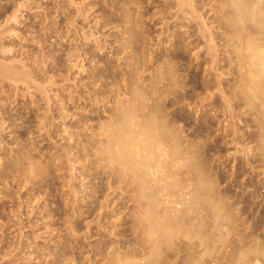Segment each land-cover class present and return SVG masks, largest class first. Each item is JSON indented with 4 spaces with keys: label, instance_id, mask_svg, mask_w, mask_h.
I'll return each mask as SVG.
<instances>
[{
    "label": "bare ground",
    "instance_id": "1",
    "mask_svg": "<svg viewBox=\"0 0 264 264\" xmlns=\"http://www.w3.org/2000/svg\"><path fill=\"white\" fill-rule=\"evenodd\" d=\"M26 1L27 0H0V92L3 91L5 87L7 89V87L13 85L14 83L17 84V82H19V81H20V84H22V85L19 84V86H21L20 88L28 90L32 86V85L30 86V84H31L30 82H32L34 80V79H32L33 75L30 74L29 73L30 71H28V69H27L28 66H26L23 63V61L21 62L20 61L21 59L20 60L17 59V57H15L16 54L13 56V54H12V47L13 46L10 45L9 41L6 39V38H13L15 36L19 37L18 32H19V34L22 33V31L19 30L20 27H18L19 25L22 24V21L19 20V17L22 16V12L24 11V7L26 6V3H27ZM109 1H110V3H112L113 1L120 2V0H109ZM134 1L135 0H125V2L122 1L123 3L120 2L122 4L119 3L120 5H118L117 8H116V6L114 7L118 11L119 16L117 17V20L119 21V25H120V28H119L120 29L119 30L120 36H117V38L114 40V42L118 41L120 43V44L118 43L119 44L117 47V48H119L118 51L116 50L117 56L120 53H124L125 62H123V63H125L124 64L125 70L124 71L121 70L120 75H117V74L115 75L114 71H107L108 69L106 68V63L105 64L103 63L106 60L104 61L101 58H99L98 60L94 61L96 57L92 56V55L90 56V58L91 57L92 58L89 60V58H88L89 56H88L86 59H88L87 61H89L91 63L92 62L103 63V66L101 65L102 71L100 70V71H97L96 73H93V74L89 73L90 75H88V76L82 75L83 77L80 78V81L78 80L79 82H76V84L74 83L73 85H74V88H75V85H77L78 88H79V85H82L80 87H82L83 89H84V87H87L89 90H90V87L92 88V87L97 86L99 88V91H97L98 89H96V91H95V93L97 95L93 96L91 94L93 96V98H91V100L93 99L92 101L95 102V106H97V107L95 108V106H94V107L88 108L87 112H86V108H87L88 104L85 103V97H84L85 95L83 96L82 94H80L78 96V97H80V101L78 103L83 104V107L79 110V112H81V114H79L80 117L76 118L77 116L76 117L73 116V118L75 117L76 120H71V122H69L67 119L66 121H68L69 123L64 122L63 121L64 118L66 119V117H67V113H65V111L67 112V110H65L67 107L62 108V110H59L61 112V113L60 112L59 113L62 114L61 116L63 117V120H62L63 122L61 121L63 128L59 129V131L61 132L60 135H62L64 137V139L66 141V142L65 141L64 142L66 144L60 148H56L57 142H55V144H53L51 142V144L53 146H51L50 148L49 147H47V148H49V149H53V148L61 149L63 152L62 153H61V151L59 152L60 156L58 154H54V153L52 154L51 153L50 156L46 155L47 157L45 156L42 160L39 159V161H38L37 158H34V156L32 155V154H35L32 150L35 149L34 151L36 152L37 148H34V149L32 148V150H31L30 149L31 147L29 148L25 145L24 146L27 147L29 151H27V153L22 152V154H19L16 152L17 155L12 156V158H10V157L12 155V152L14 150H16L15 147H13V149L9 147L10 149L8 148L9 150L8 149H7V151L5 150V153L1 151L2 153H0V195H4V196H2V198L5 197V195H9V194H7L6 188H8L7 185L10 182V180H9L10 176H13L15 174H19V175L22 174V175H24L25 180H27V181L31 180V179L33 180L34 178H36V180H33V181L34 182L36 181L37 183L41 182V183H39L40 187H38L36 189L33 186L36 189L35 191H33L32 187L30 188V186L28 185L30 190L28 188L27 189L31 192V194L33 193V195H31V194L30 195L33 196L32 197L33 199H35L34 200L35 203H37L36 201L41 200L40 198H42L43 203H40L41 206H40V204L37 203L40 206L39 212H43L45 207H48V210L46 209L45 212L46 213L48 212L47 214H51L48 217L52 216L53 215L52 212H54V211H55V213H54L55 216L59 215V214H56V210L61 212L62 215L59 216V218L62 216L66 217L65 219L63 217H62L63 219L60 218L62 221L64 220V222H63L64 227L66 225L64 231L67 230V233L68 234L70 233L73 236L74 234H77L78 231L79 232L77 235H79L81 228H82V227H80V226H82V224L75 223L76 222V221H74L75 218L79 217L81 215H84L86 213L85 212L84 214H82V212H84L83 208H82V206H84V204H81V202L84 200L83 196L87 195L89 197L88 204H86V205H88L87 208L90 207L89 212L91 214L88 212L90 214L89 217L91 215L93 216V218H91L92 221L95 220V218L97 217L96 221H98V217H100V215H103L104 210L110 209L109 207L106 208L107 204H108L106 202L107 201L110 202V200H108V198L112 197L111 193H114L116 191V194H117L116 200L114 199L115 200L114 201L113 198L112 199L110 198L111 201L112 200L114 201L112 207L114 206V204H116L117 206L120 205V209H118L117 212H119V210L124 211L127 209V213L129 215V217H128V219L123 218V219H125V222L127 223L126 227H125L126 223L124 224V227H125L124 229L119 228L116 224L117 223L116 221H115L116 223L114 221H113V223H115L116 226L119 229H121L118 232H120V234H123V235L125 234L124 237L126 239L123 241L121 238V235L116 233L118 229L116 228L117 230L114 231L115 230L114 229L115 224L110 223V224L114 225V227L112 229L113 231H111V233L113 232L112 235L114 234L116 236L112 237L111 233L109 231L108 234H110V235H106L107 237L103 236L105 238L102 239V238H100V237H102L101 235H105V234L100 233L101 235L99 237V240L100 239L101 240L97 241V243L98 242L99 243L97 246L94 247V249L92 247L90 248V249H93V251L89 249L92 252V254L90 253V256H87V255H89V253H87L89 250L88 251L85 250V251H87L85 253V256H84V254L82 255L81 254L82 248L79 247L81 249V252H80L79 248L76 249L78 247L76 245L77 247L75 249H76V251L78 250L80 252V254L78 252L77 256H75V257L78 258V256H79L80 260H81V256H83L84 260L89 258L90 261H88L87 264H110V258H111L113 253H115L116 258L119 259L121 252H123L125 249L142 246L143 238H142L141 232L139 230V226H138V222H137V215H138V212L141 210L142 207H144V208L147 207V201H145V199H144V197L146 195L152 199L154 207L156 208V210L161 211L165 217H167L169 215H171L173 217H181L183 215H187L191 221L192 231L198 237L197 239H189V238L178 239L176 241L175 249L168 254V257H167L165 264H245L244 260L241 259V250L243 249L245 242L246 241L247 242H253L254 241L257 246L264 244V211L258 212L259 214H257V213L255 214L254 211L256 212V207L253 208L254 204L252 205V201H247V200L245 201L244 198L242 199V201L240 199L238 200L237 198H233V200H232L231 196L234 193L232 194V192H231V193H229L230 195L227 194L228 189H226L225 183L222 185V183L225 182V180H223V179L221 180L220 179L221 177L219 175H217V173H215V174L209 173L211 168L207 169L208 167L207 168L204 167V165L202 163V162H204L203 161L204 159L201 157V153L203 151L201 150V145L199 144L202 141L198 143V140L201 138L198 139V137H197L199 134L198 132L201 130L203 125H202V123H196L195 125L192 126L190 124V122L187 123L185 121V119L183 118L184 112L182 110V107H180V105L178 104L181 101H187L186 102V108L185 107H183V108L186 110H189L190 108H192L191 105L197 103L199 100H202L204 98H210V100H211V98H212L213 106L211 109H213V112L218 110V112L215 115L214 114L213 115L215 117H216V115H217V117H220V116L224 117L221 120L222 123H223L224 119H226L223 127H220L221 122H220V124H218L219 128H221L220 130H222V132H223L222 136L226 137V139L224 141H227V142L229 141L228 144H226V145L227 146L231 145L234 148L232 150L233 151L232 152V155H233L232 160L233 161L236 160V163H234V164L232 163V165H230L231 168H233L235 166L234 170L231 169L232 172H230V173L232 174L233 172H236V171L241 172L243 170V171H247L246 173H249L248 175L251 174L252 176L264 174V130H262L260 128L258 121H257L256 114L248 109L245 96L239 91V84H240V78H241L240 63H239L238 59L235 57L234 53L229 51V49L225 43V40H224L225 34L228 31L227 24L225 21V10L223 7L224 0H173V4H172L173 6H171V8L173 7L175 9V11H173L172 15L169 12V14L171 16L170 15H168V16L171 19L174 18L175 21L178 22L176 24L177 29H175V31H172L171 29H170L171 31L167 30L168 33L166 31V34L168 36L167 35L166 36L168 38L166 37L167 38L166 40L170 41V44H172L174 46V48H171L172 51L170 49L167 50L168 48H165V51L162 54H160V53L159 54L156 53L157 55L156 54H152V55L150 54L151 56L149 55V57L147 55V57L149 59H153L155 56H158V57L157 58L155 57L154 66H151L152 68H150L149 72L146 71V73L144 72L145 69L142 71V68H144L143 66L145 65L144 62L147 60V59L144 60V58H145L144 56L146 54L143 53L144 52L143 47H144L145 36H144V34H141L142 33V26L139 24L140 20H138L139 19L138 17H140L138 13H140L144 8L142 10H140V12H139L138 9H140L141 3L138 4V6H139L138 7L137 6L138 0L135 2ZM71 2H68L67 4H69ZM74 2H75V0H74ZM139 2L140 1H138V3ZM134 3H136V4H134ZM113 4L114 3H112V5ZM78 5H79V3H78ZM78 5H76V6H78ZM115 5H117V4H115ZM41 8H43V7H41ZM109 8H112V7H109ZM112 10H113V8H112ZM112 10H110V11H112ZM212 10H217L216 11L217 13H214L212 15L211 14V12H213ZM77 11H79V10L77 9ZM46 13H45V15H46ZM108 13H110V12H108ZM140 14L142 15L143 13L141 12ZM75 15H77L76 12H75ZM23 16H24V14H23ZM142 16H144V15H142ZM51 17H53V16H51ZM74 17H76V16H74ZM161 17H163V15ZM65 19H66V17H65ZM99 20H100V18H99ZM214 21L217 23V25H215V26H214V24H216V23ZM72 22H73V20H72ZM72 22H68L65 25L69 27L71 25L70 23H72ZM106 22L110 23V20L106 21ZM106 22L104 23V26H105ZM212 22H214V23H212ZM210 23L213 24V27H212V24H210ZM73 24H75V23H73ZM112 25L113 24L111 23V26ZM117 25H118V23H117ZM115 26H116V24L113 25V28ZM68 27H66V28H68ZM143 27H145V26H143ZM74 28H76V27H74ZM29 30L30 29H28V31ZM79 30H80V28H79ZM95 31H97V30H95ZM31 32L32 31H30V35L32 36ZM38 32H41V31H38ZM143 32H144V30H143ZM25 33H27V31ZM67 33H69V29H67V31L65 32L66 35H68ZM86 33H84V34H86ZM24 34H22V37ZM154 34H156V33H154ZM157 34H158V32H157ZM161 34L162 33L160 32V35ZM66 35H65V37H67ZM69 35H70V33H69ZM78 35H80V34H78ZM87 35L91 36L92 33L85 35L86 40H88ZM94 35H95V33H94ZM142 35H143L144 39L142 38ZM155 37H157V36H155ZM4 38L7 40L8 43L5 42L6 40ZM89 38H91V37H89ZM106 38L107 37H105V39L103 41H101L102 43L100 41H98V40L96 41V39H94L95 42H97V44H98L97 48L102 49L103 47H105V42L107 40ZM148 38H149V36H148ZM151 39L152 38H150V41H151ZM157 40L156 41L159 44L160 40L159 39H157ZM108 42H109V40H108ZM145 42H147V41H145ZM10 43H11V41H10ZM178 43H179V45H178ZM73 44H75V43H73ZM99 44H101V45L99 46ZM163 45L164 44H162V46ZM177 45H178V47H177ZM151 46H149V47L152 48ZM145 47L148 48L147 46H145ZM145 47H144V49H145ZM165 47H167L166 44H165ZM115 48H116V46H115ZM48 49H49V47H48ZM202 49L204 50L203 52L201 51ZM87 50L88 49H85V50L79 49L78 50V49L73 48L72 46L69 50L71 52L70 55L72 54L73 51L76 52L74 59H73L74 62L71 65V67H73L75 69L74 66H76V64H78L79 65L78 69L80 68L79 69L80 71L78 73L82 72L85 69L84 68V58L82 57V55L88 54ZM183 50H188V53L193 51V52H191L193 54V55L191 54L192 55L191 59L194 61H195V59H197V61L199 60L200 66L205 64L204 65L205 67L203 66V68H204L203 71H206V70L209 71L210 70V71H212V76H213L212 81L209 84L207 83L206 85H203L204 90H203V92H201V94H199V96H198L199 99L195 100L194 99L195 97L187 96L188 95V94L186 95L187 90H185V88H183V86L182 87L180 86L181 87L179 89L180 91H177V89H176V91L174 92V95H171L170 98L168 97V100L166 99V101H165V109L167 112V118H168L169 125H170L171 129H174V130L179 132V134L182 137L183 142H184V150L180 153L176 152L173 149L170 140L165 138L164 134L161 132V130L159 128H153V127L148 126V124L146 123L145 116L143 114L137 113V112H132L128 116V119H127V122L125 125L124 133L118 139H116L113 143L114 151L123 163V166H124L123 170L120 173L107 170L102 165L100 157L98 155V151H97L99 144L104 140L103 132H104L105 125L109 121H111L114 117H116L118 115L120 108H121V105H122V102H127V101H130L132 99L133 90L137 85L151 89V88L155 87L158 82H160V78L164 76L165 69L170 68V67H175L176 71H178L179 70V68H178L179 64L178 63L183 59V53H184ZM69 51H67V52L69 53ZM167 51H168V53H167ZM106 52H109V51H106ZM43 55H46V54H43ZM120 56L121 55H119V57ZM119 57H117V59ZM120 58H119V60H120ZM51 60H53V59H51ZM77 61H78V63H76ZM101 63H99V64H101ZM151 63H152V61H151ZM38 64H39V62H38ZM148 64L149 63H147V65ZM146 69H148V67H146ZM143 72L147 75L144 76ZM49 75H48V77L46 75V78L48 80L50 79L49 77H51V79H53L52 76H54L55 74L51 75V76H49ZM229 75H231L232 77L227 78ZM58 76H59V74H58ZM64 77H66V76H63L62 78H64ZM226 78H227V80H225ZM47 79H46V82H48ZM51 79H50V81H51ZM64 79L66 80L67 77ZM76 80H77V78H76ZM52 81H54V80H52ZM146 81H147V83H146ZM54 83H55V81H54ZM36 86H38V84H36L35 87ZM160 86L165 87L166 84L160 83ZM36 89H38V88L36 87L35 90ZM47 89L45 88V89H43L44 91L41 90L40 92L43 93L46 91L45 97L48 100L50 94L49 93L47 94ZM11 90H12V88H11ZM17 90H18V88H17ZM26 90L25 91L23 90L22 92L25 93ZM31 90L33 91L34 88ZM15 92H18V91H15ZM33 92H36V91H33ZM48 92H49V89H48ZM74 92L76 94V92H78V90H76V91L74 90ZM88 93H86V95ZM31 94L32 93H30V96H31ZM34 95H36V93ZM70 95L72 96V94H70ZM32 96H33V94H32ZM196 96H197V94H196ZM70 97H69V99H70ZM89 97H90V95H89ZM109 97L110 98L113 97L112 98L113 100L111 103H109V105H108L109 107H106V106H104V101H105V99H108ZM171 97H172V99H171ZM169 99H170V101H169ZM40 100H42V98ZM70 101H71V99H70ZM57 102H60V101H57ZM86 102H87V100H86ZM207 102H208V100H207ZM31 103H33V102H31ZM1 104H2V102H1ZM48 104H49V102H48ZM176 104H178V105H176ZM59 105H60V103H59ZM174 105H176V106H174ZM57 106H58V104H57ZM101 106H103V108L100 111L106 112V114H103L102 116L98 115L99 112H97V110H96V109L99 110ZM47 107L50 108V105H47ZM47 107H45V108L47 109ZM197 107H200V106L198 105ZM195 109L193 111H195ZM38 110H40V109H38ZM57 110H58V108H57ZM76 110H78V109H76ZM197 110H200V108H197L196 111ZM44 111L48 112L49 109L44 110ZM92 111L94 113L95 112L98 113L97 118L95 117L96 118L95 121H94V117H91L92 115L90 114V112L93 113ZM4 112H6V111L0 112L1 117L4 116L2 114ZM8 112L10 113V111H8ZM16 112H17V110H16ZM47 112H44V113L36 112V114L33 112L39 118L34 116L37 119V120H35L37 122H34V123H36L37 129L33 128L32 129L33 131H32L29 127V129L32 132H35V133L40 132V134L41 133L43 134L44 131H47V132L50 131V130L49 131L46 130V128L48 126V124L46 122ZM203 113H205V111ZM48 114H50V113H48ZM11 115H13V113H11L10 115H6V117L11 116ZM70 115L72 116L74 114L71 113ZM75 115H77V114H75ZM1 117H0V119H1ZM6 117L4 116V119ZM18 117H20V116H18ZM10 118L13 119L14 117L11 116ZM10 118H8L7 120L9 121ZM49 118L50 119H48V121L53 122L52 116ZM15 120H11V121L14 122ZM32 120H34V119H32ZM90 121H94V123H92V122L89 123ZM51 122L49 123V126L52 125ZM34 123L31 122L29 124L35 125ZM61 123L58 125V128L61 127L60 126ZM66 123H68V124L66 125ZM12 124H10V121L7 122L5 128L10 127V129H11L10 131H12L10 133V134H12L11 139H13V144H16L18 136H17V134H15L16 132L13 130V128H15V126H17V124L15 122H14V124H16L15 126H13ZM0 125H2V123ZM33 125H31V127ZM89 126L94 127V128H92L93 131L89 130V132L92 131L91 136L90 135L89 136L93 137V138H91V141H89L90 143H87L88 141L85 143V140H84L83 144L79 145L78 141L80 139L79 135H81V132H79L77 129H79V128L81 129L83 127L89 128ZM1 127H4V126H0V128ZM53 127H55V126H53ZM34 129H35V131H34ZM41 130H43V132ZM56 130H57V127H56ZM18 131H17V133H18ZM27 132L29 134L28 129H27ZM5 133L3 135H5ZM35 133H32V134L35 135ZM44 133H45V135L43 134V136H45V138L47 140L49 139V141H48L49 143H50V141H53V139H51V137L53 138V136L50 135L52 133L51 131L49 132V134L46 132H44ZM38 134L39 133H37L36 136ZM40 134L38 136H40ZM74 134L76 136H78L77 142L75 140H71V138H72L71 136ZM29 135H28V137H29ZM75 135H74V137H75ZM36 136H34V137H36ZM43 136H40L41 138L35 139L33 141L40 142L43 140V138H42ZM19 137H20V134H19ZM31 137L33 138V136H31ZM57 137H59L58 134H57ZM3 139H5V138L3 137ZM24 139L26 140V138H24ZM24 139H22V140H24ZM59 139H61V137H59ZM85 139H87V136ZM14 141H16V142H14ZM58 143H60V142H58ZM75 143L78 144V146ZM3 144H4V141H3ZM7 145H8V142H7ZM11 146H12V144H11ZM17 148L20 149V146H18ZM0 150H1V148H0ZM30 151H32L33 153L32 152H31L32 154L28 153ZM38 151L39 150H37L36 153H38ZM236 153H238V156ZM38 155H39V153H38ZM41 156L42 155H40V157ZM202 156H203V154H202ZM40 157H38V158H40ZM238 157H241V159H240L241 163L237 160ZM228 158H229V155H228ZM5 159L6 160L8 159L7 162H4ZM205 162H206V160H205ZM2 166H5V167L2 168ZM129 166L134 171L139 172L142 175V177H143L142 183L137 185V184H133V183L128 181L127 175H128ZM84 167H88V169L90 168V170H91V171L90 170H88V171H90L89 175L91 176L92 179L89 178L88 181H90V180H93V181H91L92 186L90 187L89 191L88 190L86 191V186H85L86 181L85 180H87V179H85V176L88 174H86V173H85L86 175L84 174V172H83ZM80 168H82V169H80ZM62 170L65 173V176H62V175H64V173L61 172ZM88 171H87V173H88ZM212 171H213V167H212ZM243 171H242V173H243ZM54 172H57L58 181H55V182L59 183L58 184L59 187L56 190L59 191L58 195H59V198L62 200V206L58 201H56V197H57L56 194H55L56 195L55 197H53V194L51 195L55 200L52 199V197L49 195V193H48L49 196H47V194H46L49 191L53 192V189L51 190V187H50V185H52V183H53V185L55 184V186H56V183L54 182V179L56 178L55 177L56 173H54ZM15 176H13V177H15ZM13 177H11V178H13ZM261 177H262V175H261ZM37 178H39L40 181L37 180ZM262 178H264V177H262ZM16 179H14V180H16ZM23 179L24 178H22V180ZM76 179L78 182H80L79 183L80 185L78 184L79 188H77V186L75 187V185L73 184L76 181ZM33 181H32V183H34ZM36 182L34 183V185L36 184ZM24 183H22V186ZM32 183L30 182V185ZM245 184H248V183H245ZM226 185H227V183H226ZM228 185H229V183H228ZM228 185H227V187H228ZM247 187L248 186H246V189H248ZM52 188H54V187H52ZM258 188H259V191L256 190ZM46 189H49V191ZM242 189L243 188H241V192H242ZM251 190H249V191H251ZM255 190L257 191L258 196L262 195V197H260V198L264 199V183H262V185L260 187L255 188ZM245 192L247 193V191H245ZM79 194H80V196H78ZM16 195H17V193H16ZM235 195L237 197V194H235ZM235 195H234V197H235ZM87 196H86V199L88 198ZM118 198L119 199L121 198L120 199L121 201L119 200V202H118V200H117ZM253 199H255V196ZM18 200H19V196H18ZM47 202H49V203H47ZM33 204L34 203H32V205ZM60 206L62 209L61 208L58 209ZM256 206H258V205H256ZM19 207L21 208V206H19ZM23 207H24V205H23ZM28 207H30V206L28 205ZM11 208H9V209H11ZM32 210H34V208ZM111 210H112V208H111ZM22 211H23V209H22ZM31 212H33V211H31ZM108 212H109V210H108ZM16 213H18V212H16ZM121 213H123V212H120L118 214V216H115V217L120 218ZM93 214H95V215H93ZM13 215H14V213H13ZM18 215H19V213H18ZM20 215H22V214H20ZM29 215L30 214H28V216ZM23 216H24V214H23ZM46 216H47L46 214H45V216L43 215V217H45V218H46ZM94 216H96V217L94 218ZM104 216H105V214H104ZM16 217H13V218L16 219ZM81 217H83V216H81ZM18 218H19V216L17 217V220L20 221ZM59 218L57 217L58 220H59ZM86 218H88V217H86ZM4 219H7V217ZM12 220H10V224H11ZM47 220H49V219L47 218ZM54 220H56V219L54 218ZM115 220H117V218ZM62 221H61V224H62ZM85 222L86 223H84V221H83V223L85 225L91 223L89 220H87ZM88 222H90V223H88ZM103 222H105V221H103ZM118 222H119V220H118ZM0 223L3 225L2 221ZM22 223H23V221H22ZM14 224H15V222H14ZM110 224H108V225L110 226ZM19 225H20V222H19ZM122 225L123 224L121 223V226ZM62 226H63V224H62ZM86 226L89 227L90 225H86ZM104 226H102V227H104ZM47 227H46V229H47ZM50 227L51 226H49L48 229H50ZM79 227H80V229H79ZM88 227L86 230H89ZM83 228L85 229L86 227H83ZM46 229L44 230V233H45ZM84 229H83V231H84ZM53 230H54V228H53ZM50 231H52V227H51ZM83 231H82V233H84ZM104 231H105V229H104ZM55 232H56V230H55ZM122 232H124V233H122ZM105 233H107V232H105ZM22 235H23V231H22ZM37 235H39V234L37 233ZM37 235H36V237H37ZM128 235H129V237H132V238L127 237ZM58 236L60 237V234ZM61 236H62V234H61ZM108 236H110V237H108ZM133 236H134V238H133ZM14 237H15V235H14ZM74 237H72V238H74ZM62 238H64V237L62 236ZM8 240H9V238H8ZM56 240H58V239H56ZM71 240L69 239L70 242H71ZM94 241H95V239H94ZM72 242L70 243V246L72 245V247H73ZM60 244H61V242H60ZM78 244H79V242H78ZM33 245H34V243H33ZM39 245H40V243H39ZM63 245L64 244H62L61 247H63ZM70 246L67 245L66 246L67 248H65V246H64V248H60L58 246L57 247L58 249L55 246L57 251H54V250L53 251H54V256H56L55 252H57L56 259H57L58 264H74V263L78 264V262L80 263V261H78V259L76 260V258H74V259L76 260V262L78 261L77 263L74 261V259L72 257H71L72 259H70V255L75 250V249H73V251L71 250L72 253L69 254L71 252L69 250ZM8 248H10V247H8ZM3 249H6V248H3ZM17 249H16V252H17ZM22 249H23V246H22ZM22 249H20V250L22 251ZM67 251H68V253H67ZM22 253H24V252H22ZM32 253H34V252H32ZM36 253H37V251H36ZM16 254H18V253H16ZM51 254H53V253H51ZM51 254L49 253V257ZM68 254H69V256H68ZM18 255H20V254H18ZM23 255H25V254H23ZM37 255H38V253H37ZM39 255L41 256V254H39ZM73 255H76V252H74ZM11 256H12V254H11ZM54 256H53V260L56 262ZM86 256H87V258H85ZM0 257H1V255H0ZM25 257H26V255H25ZM45 258H46V256H45ZM2 259H3V257L1 258V261H2ZM6 259H8V258H6ZM38 259H40V258H38ZM94 259H95V261H94ZM45 261H47V260H45ZM55 262H53V263H55ZM7 263L8 262H6V264ZM15 264H16V262H15ZM253 264H264V251L260 250L259 248L257 249V251L254 255Z\"/></svg>",
    "mask_w": 264,
    "mask_h": 264
},
{
    "label": "rangeland",
    "instance_id": "2",
    "mask_svg": "<svg viewBox=\"0 0 264 264\" xmlns=\"http://www.w3.org/2000/svg\"><path fill=\"white\" fill-rule=\"evenodd\" d=\"M72 0H27L26 2V6L24 7V11L22 12V16H20L19 17V20H21L22 21V24L21 25H19L18 27H20L19 28V30L20 31H22V33H20L19 34V32H18V36L19 37H13V38H6L8 41H9V44L10 45H12L13 47H12V54H13V56L15 55V57H17V59H21L20 61L22 62L23 61V63L26 65V66H28V71H30L29 73L30 74H32L33 75V77H32V79H34L32 82H30L29 84H30V86H31V88H29L28 90H26V89H23V88H20L21 86H19V84H20V81L19 82H17V84H13V85H11V86H9V87H7V89H6V87L4 88V90L3 91H1L0 92V112H3V111H6V112H4V113H2L5 117H6V115H10L11 113H13V115H11V116H13L14 118L12 119V118H10L11 116H7L8 118H10L9 119V121H10V124H12L13 126H15L16 124H17V126H15V128L17 129H15V128H13V130L16 132L15 134H17V136H18V138H17V142L16 141H14V142H16V144H13V139H11V137H12V134H10L12 131H10L11 129H10V127L8 128V127H6L5 128V126H6V124H7V122H9L7 119V117L4 119V116L3 117H1V113H0V117H1V119H0V124L2 123V125H0V126H4V127H1L0 129V148H1V150H0V153H2V152H4L5 153V150L7 151V149L10 147V148H12L13 149V147H15V149L16 150H14L13 152H12V155H11V157L10 158H12V156H14V155H17V153H19V154H22V152H26L27 153V151H29L28 150V148L27 147H31L30 149L32 150V148L34 149V148H37L36 149V152H37V150H39L38 151V153H39V155H38V153H36L34 150H32L35 154H32L33 152L32 151H30V152H28V153H30V154H32L33 156H34V158H37V160L39 161V159L40 160H42L46 155L47 156H50L51 155V153L53 154H60L59 152L61 151V153L63 152L61 149H56V148H60V147H62L63 145H65L66 143V141H65V139H64V137L62 136V135H60V131H59V129H61V128H63L62 126V123H61V121L63 120V117L61 116L62 114H60L61 112L59 111V110H62V108H66L65 110H67V112L65 111V113H67V117H66V119L64 118V122H71V120H76V118H78V117H80V115L79 114H81V112H79V110L83 107V104H79L78 102L80 101V97H78L80 94H82L84 97H85V103H87L88 104V106H87V108H86V112H87V109L88 108H91V107H94L95 106V102L94 101H92L91 100V98H93V96L94 95H97L96 93H95V91H96V89H98L97 91H99V88L97 87V86H95V87H90V90L87 88V87H84V89L82 88V87H80V86H82V85H79V88H78V86L77 85H75V88H74V83L76 84V82H79L80 81V78L81 77H83V76H88V75H90V74H93V73H96L97 71H102V66H103V63L105 64L106 63V68L108 69L107 71H114V73H115V75L117 74V75H120L121 74V70L122 71H124L125 70V63H123V62H125V58H124V53H120V54H118V56H117V51H118V49L119 48H117L118 47V45L120 44L118 41H115L114 42V40L117 38V36H120V25H119V21L117 20V17L119 16V14H118V11H117V7H118V5H120V4H122L123 2L122 1H124L125 2V0H120V2H122V3H120V2H118V1H113L112 3H114L113 5H112V3H110V1L109 0H75V2H74V0L71 2ZM135 1H137V0H135ZM134 1V2H135ZM138 1H140L139 3H138ZM137 1V6H138V4H140L141 3V5H140V9H138L139 10V12H140V10H142L143 8V10L141 11L143 14L142 15H144V16H142L140 13H138L139 14V16L140 17H138L139 19L138 20H140L139 21V24L142 26V33L141 34H144V36H145V39L143 38V35H142V38L144 39V47L145 46H147L148 48H146L145 47V49H144V47H143V53H145L144 55V60H146L145 62H144V68H142V71L144 70V72L146 73V71L147 72H149V70H150V68H152L151 66H154V64H155V57L157 58L158 56H155L153 59H149L148 57H149V55L151 54H162V53H164V51H165V48H168L167 50H171L172 51V49L171 48H174V46L172 45V44H170V41H167L166 39L168 38L167 36V34H166V31L168 30V31H175V29H177V27H176V24L178 23V22H176L175 21V19L173 18V19H171L168 15H170L169 14V12L171 13V15H172V13H173V11H175V9L173 8H171V6H173L172 4H173V0H138ZM45 2V3H44ZM68 2H71V3H69V4H67ZM78 3H79V5H78ZM105 3V4H104ZM120 3V4H119ZM72 4V5H71ZM109 4V5H108ZM115 4H117V5H115ZM134 4H136V3H134ZM68 5V6H67ZM76 5H78V6H76ZM59 6V7H58ZM75 6V7H74ZM92 6V7H91ZM116 6V8H114ZM142 6V7H141ZM159 6V7H158ZM41 7H43V8H41ZM67 7V8H66ZM109 7H112L113 8V10H112V8H109ZM139 7V6H138ZM137 7V8H138ZM30 8V9H29ZM65 8V9H64ZM81 8V9H80ZM105 8V9H104ZM158 8V9H157ZM26 9V10H25ZM47 9V10H46ZM77 9L79 10V11H77ZM156 9V10H155ZM87 10V11H86ZM109 10V11H108ZM110 10H112V11H110ZM155 10V11H154ZM162 10V11H161ZM49 11V12H48ZM104 11V12H103ZM117 11V12H116ZM165 11V12H164ZM213 12H211V14L213 15L214 13H217L216 11L217 10H212ZM215 11V12H214ZM40 12V13H39ZM47 12V13H46ZM75 12H76V14L77 15H75ZM79 12V13H78ZM107 12V13H106ZM108 12H110V13H108ZM161 12V13H160ZM164 12V13H163ZM44 13V14H43ZM45 13H46V15H45ZM160 15H159V14ZM167 13V14H166ZM23 14H24V16H23ZM94 14V15H93ZM36 15V16H35ZM149 15V16H148ZM153 15V16H152ZM163 15V17H161ZM170 15V16H171ZM51 16H53V17H51ZM74 16H76V17H74ZM158 16V17H157ZM46 17V18H45ZM65 17H66V19H65ZM147 17V18H146ZM150 17V18H149ZM54 20H53V19ZM69 18V19H68ZM75 18V19H74ZM99 18H100V20H99ZM106 18V19H105ZM168 18V19H167ZM213 18V17H212ZM36 19V20H35ZM77 19V20H76ZM110 20V23H108V22H106V21H109ZM143 19V20H142ZM69 20V21H68ZM71 20V21H70ZM72 20H73V22H72ZM37 21V22H36ZM98 21V22H97ZM68 22H72V23H70L71 25L68 27V26H66L65 24H67ZM106 22V24H105V26H104V23ZM215 22V21H214ZM214 22H212V23H214ZM73 23H75V24H73ZM109 25H108V24ZM111 23L114 25V24H116V28L114 29L113 28V25L111 26ZM117 23H118V25H117ZM212 23H210V24H212ZM216 23V22H215ZM35 24V25H34ZM209 24V25H210ZM53 25V26H52ZM74 25V26H73ZM161 25V26H160ZM175 25V26H174ZM215 25H217V23L216 24H214V26ZM55 26V27H54ZM96 26V27H95ZM143 26H145V27H143ZM27 27V28H26ZM49 27V28H48ZM53 27V28H52ZM66 27H68V28H66ZM74 27H76V28H74ZM212 27H213V24H212ZM79 28H80V30H79ZM84 28V29H83ZM144 28V29H143ZM28 29H30L29 31H28ZM35 29V30H34ZM46 29V30H45ZM60 29V30H59ZM66 29V30H65ZM67 29H69V33H70V35H69V33H67L68 35H66L65 34V32L67 31ZM75 29V30H74ZM118 29V30H117ZM171 29V30H170ZM34 30V31H33ZM59 30V31H58ZM62 30V31H61ZM74 30V31H73ZM95 30H97V31H95ZM143 30H144V32H143ZM27 31V33H25ZM30 31H32L31 33H32V36L30 35ZM38 31H41V32H38ZM65 31V32H64ZM77 31V32H76ZM91 31V32H90ZM94 31V32H93ZM163 31V32H162ZM168 31H167V33H168ZM29 32V33H28ZM34 32V33H33ZM83 32V33H82ZM87 32V33H86ZM117 32V33H116ZM157 32H158V34H157ZM160 32L163 34H161L160 35ZM25 33V34H24ZM38 33V34H37ZM40 33V34H39ZM84 33H86V34H89V33H92V35L91 36H88L87 35V39L88 40H86V37H85V35L86 34H84ZM94 33H95V35H94ZM105 33V34H104ZM110 33V34H109ZM149 33V34H148ZM154 33H156V34H154ZM22 34H24L23 35V37H22ZM35 34V35H34ZM37 34V35H36ZM78 34H80V35H78ZM113 36H112V35ZM119 34V35H118ZM29 35V36H28ZM62 35V36H61ZM65 35L67 36V37H65ZM167 35V36H166ZM31 36V37H30ZM78 36V37H77ZM93 36V37H92ZM148 36H149V38H148ZM155 36H157V37H155ZM21 37V38H20ZM27 37V38H26ZM38 37V38H37ZM89 37H91V38H89ZM105 37H107L106 39V42H105V47H103L102 49L100 48H97V46H98V44H97V42H95V40L94 39H96V41L98 40V41H103L104 39H105ZM159 37V38H158ZM167 37V38H166ZM15 38V39H14ZM37 38V39H36ZM40 38V39H39ZM61 38V39H60ZM150 38H152L151 39V41H150ZM5 39V38H4ZM5 39V40H6ZM36 39V40H35ZM65 41H63V40ZM79 39V40H78ZM157 39H159L160 41H159V44L157 43ZM7 40L5 41L6 43H8L7 42ZM38 40V41H37ZM71 40V41H70ZM108 40H109V42H108ZM157 40V41H156ZM166 40V41H165ZM10 41H11V43H10ZM17 41V42H16ZM60 41V42H59ZM88 41V42H87ZM145 41H147V42H145ZM150 41V42H149ZM164 41V42H163ZM17 44H16V43ZM41 42V43H40ZM71 44H70V43ZM80 42V43H79ZM87 42V43H86ZM99 42V43H100ZM117 42V43H116ZM154 42V43H153ZM22 45H21V44ZM69 43V44H68ZM73 43H75V44H73ZM96 43V44H95ZM102 43V42H101ZM119 43V44H118ZM153 43V44H152ZM164 44L163 46H162V44ZM84 46H83V45ZM111 44V45H110ZM113 44V45H112ZM146 44V45H145ZM165 44H166V46L167 47H165ZM19 45V46H18ZM101 44H99V46H100ZM110 45V46H109ZM152 45V46H151ZM154 45V46H153ZM178 45H179V43H178ZM178 45H177V47H178ZM71 46L73 47V48H75V49H80V50H85V49H88L87 50V52H88V54H83L82 55V57L84 58V70L82 71V72H80V73H78L80 70V68L78 69V64H76V66H74L75 67V69L73 68V67H71V65L73 64V62H74V56H75V51H73L72 52V56L70 55V48H71ZM87 46V47H86ZM113 46V47H112ZM115 46H116V48H115ZM149 46H151L152 48H150ZM157 46V47H156ZM162 46V47H161ZM18 47V48H17ZM20 47V48H19ZM48 47H49V49H48ZM62 47V48H61ZM78 47V48H77ZM16 48V49H15ZM54 48V49H53ZM85 48V49H84ZM110 48V49H109ZM15 49V50H14ZM22 49V50H21ZM99 49V50H98ZM21 50V51H20ZM25 50V51H24ZM95 50V51H94ZM103 50V51H102ZM111 50V51H110ZM117 50V51H116ZM53 51V52H52ZM67 51H69V53L67 52ZM106 51H109V52H106ZM116 51V52H115ZM176 51V50H175ZM202 52L204 51L203 49L201 50ZM51 52V53H50ZM67 54H66V53ZM103 52V53H102ZM114 52V53H113ZM183 59L178 63L179 65H178V68H179V70L177 71V75H178V78H179V87L177 88V91H180L179 89L183 86V88H185V90H187V93H186V95L187 96H191V97H195L194 99L196 100V99H199V94H201V92H203V90H204V88H203V85H206L207 83L209 84L211 81H212V71H208V70H206V71H203V66L205 65V64H203V65H199V60L197 61V59H195V61L194 60H192L191 58H192V53L191 52H193V51H191V52H189L188 53V50H183ZM201 52V53H202ZM55 53V54H54ZM98 53V54H97ZM167 53H168V51H167ZM43 54H46V55H43ZM58 54V55H57ZM111 54V55H110ZM156 54V55H157ZM192 54V55H191ZM49 55V56H48ZM95 56L96 58H95V60L94 61H96V60H98L99 58H101L102 60H106L105 62H103V63H101V62H99V63H101V64H99V63H95V62H89V61H87L88 59H86L88 56V58H89V60L92 58H90V56ZM119 55H121L120 57L123 59H121L120 57H119ZM147 55H148V57H147ZM150 55V56H151ZM48 56V57H47ZM59 56V57H58ZM69 56V57H68ZM100 56V57H99ZM109 56V57H108ZM45 57V58H44ZM115 57V58H114ZM117 57H119L120 58V60H119V58L117 59ZM147 57V58H146ZM47 58V59H46ZM53 59V60H51V59ZM46 59V60H45ZM200 59V58H199ZM111 60V61H110ZM143 60V61H144ZM150 60V61H149ZM192 60V61H191ZM49 61V62H48ZM53 61V62H52ZM55 61V62H54ZM151 61H152V63H151ZM197 61V62H196ZM38 62H39V64H38ZM57 62V63H56ZM194 62V63H193ZM76 63H78V61L76 62ZM121 63V64H120ZM147 63H149L148 65H147ZM93 65V66H92ZM97 67H96V66ZM102 65V66H101ZM108 65V66H107ZM196 66V67H195ZM44 67V68H43ZM71 67V68H70ZM117 67V68H116ZM123 69H122V68ZM146 67H148V69H146ZM205 67V66H204ZM40 68V69H39ZM77 68V69H76ZM100 68V69H99ZM43 69V70H42ZM45 70V71H44ZM118 71V72H117ZM117 72V73H116ZM143 72V74H144V76L145 75H147V74H145ZM47 73V74H46ZM57 73V74H56ZM83 73V74H82ZM90 73V74H89ZM50 74V75H49ZM55 74V75H54ZM58 74H59V76H58ZM62 74V75H61ZM80 74V75H79ZM43 75V76H42ZM46 75H47V77H48V75L49 76H51V75H54V76H52V78L53 79H51V77H49L50 79H51V81H50V79L48 80L47 78H46ZM83 75V76H82ZM63 76H66L67 77V79L65 80L64 78H66V77H64V78H62ZM232 76L231 75H229L227 78H231ZM75 80H74V79ZM76 78H77V80H76ZM79 78V79H78ZM207 78V79H206ZM227 78L225 79V80H227ZM46 79L48 80V82H46ZM44 80V81H43ZM52 80H54L55 81V83H54V81H52ZM79 80V81H78ZM75 81V82H74ZM73 82V83H72ZM145 83V82H144ZM146 83H147V81H146ZM203 83V84H202ZM36 84H38V86H36L38 89H36L35 90V85ZM186 84V85H185ZM20 85H22V84H20ZM19 86V87H18ZM181 86V87H180ZM186 86V87H185ZM12 88V90H11V88ZM57 89H56V88ZM73 89H72V88ZM205 87V86H204ZM17 88H18V90H17ZM34 88V90L33 91H36V92H33L31 89H33ZM49 89V92H48V89H47V94L49 93L50 95H49V101L46 99V95H45V93H46V91L45 92H43V93H41L40 91L41 90H43V89ZM72 90H71V89ZM87 88V89H86ZM188 88V89H187ZM20 89V90H19ZM22 89V90H21ZM191 89V90H190ZM9 90V91H8ZM25 91L26 90V92L24 93V92H22V91ZM55 90V91H54ZM58 90V91H57ZM74 90L76 91V90H78V92H76V94H75V92H74ZM8 91V92H7ZM15 91H18V92H15ZM30 91V92H29ZM44 91V90H43ZM72 91V92H71ZM87 91V92H86ZM196 91V92H195ZM199 91V92H198ZM28 92V93H27ZM80 92V93H79ZM89 92V93H88ZM16 93V94H15ZM30 93H32L33 94V96H32V94H31V96H30ZM36 93V95H34ZM86 93H88L87 95H86ZM197 94V96H196V94ZM39 94V95H38ZM70 94H72V96L70 95ZM78 94V95H77ZM93 96H92V95ZM195 94V95H194ZM41 95V96H40ZM89 95H90V97H89ZM174 95V94H173ZM71 96V97H70ZM92 96V97H91ZM40 97V98H39ZM69 97H70V99H71V101H70V99H69ZM32 98V99H31ZM34 98V99H33ZM42 98V100H40ZM88 98V99H87ZM113 98V97H112ZM112 98H108V99H105V101H104V106H106V107H109L108 105H109V103H111L112 102ZM170 98V97H169ZM5 99V100H4ZM90 99V100H89ZM171 99H172V97H171ZM205 99V100H204ZM204 99H202V100H197L198 102L197 103H195V104H192L191 106H192V108H190L189 110H186V109H184L183 107H185L186 108V102L187 101H181V102H179L178 104L180 105V107H182V110H183V112H184V114H183V118L185 119V121L187 122V123H189L190 122V124L193 126V125H195L196 123H202V125H203V127L201 128V130L198 132L199 134H198V139L199 138H201V139H199L198 140V143L199 142H201V143H199L200 145H201V150L203 151L202 153H201V157L204 159H202L204 162H205V160H206V162L204 163V162H202L203 163V165H204V167L205 168H207V169H210V172L209 173H211V174H215V173H217V175H219L221 178V180L223 179V180H225V182H223L222 183V185L225 183V187H226V189H228L227 190V194H229V193H231L232 192V196H231V198H232V200H233V198H237L238 200L240 199L241 201H242V199L244 198V200L246 201H252V205H253V208H255L256 207V212L254 211V213L256 214H259L258 212H261V211H264V199H261L260 197H262V195L261 196H258V193H257V191L256 190H258L259 191V188L258 189H256L255 190V188H257V187H260L261 185H262V183H264V178H262V177H264V174H261L262 175V177H261V175H248L249 173H246L247 171H243V173H242V171L240 172V171H236V172H233L232 174L230 173V172H232V170H234V168H235V166L233 167V168H231V166L230 165H232V163L234 164V163H236V160H232V158H233V155H232V150L234 149L231 145H226V144H228V142L227 141H224L225 139H226V137H223L222 136V134H223V132H222V130H220L221 128H219V125L218 124H220V122H221V120L224 118V117H222V116H220V117H217V115H216V117L214 116L217 112H218V110L217 111H215V112H213V109H211L212 108V106H213V104H212V98H211V100H210V98H204ZM208 100V102H207V100ZM31 100V101H30ZM47 100V101H46ZM86 100H87V102H86ZM167 100H168V98H167ZM57 101H60V102H57ZM68 101V102H67ZM169 101H170V99H169ZM202 101V102H201ZM1 102H2V104H1ZM7 102V103H6ZM31 102H33V103H31ZM37 102V103H36ZM48 102H49V104H48ZM64 102V103H63ZM92 102V103H91ZM215 102V101H214ZM213 102V103H214ZM30 103V104H29ZM41 103V104H40ZM59 103H60V105H59ZM78 103V104H77ZM106 103V104H105ZM185 105H184V104ZM28 104V105H27ZM32 104V105H31ZM57 104H58V106H57ZM63 104V105H62ZM178 104H176V105H178ZM197 104V105H196ZM201 104V105H200ZM47 105H50V108L49 107H47ZM62 105V106H61ZM176 105H174V106H176ZM194 105V106H193ZM200 106V107H197V106ZM30 106V107H29ZM64 106V107H63ZM99 106V105H98ZM203 106V107H202ZM8 107V108H7ZM41 107V108H40ZM45 107H47V109L45 108ZM58 108V110H57V108ZM97 106H95V108H96ZM5 108V109H4ZM102 108H103V106H101L100 107V109L98 110V109H96L97 110V112H99V114L97 113V112H93V113H91L90 112V114L92 115L91 117H94V121L96 120V118H97V116L98 115H100V116H102L103 114H106V112H103V111H100V110H102ZM196 108H200V110H197L196 111V109H195V111H193L194 109ZM13 109V110H12ZM37 111H36V110ZM38 109H40V110H38ZM49 109V111L47 112V111H44V110H48ZM76 109H78V110H76ZM16 110H17V112H16ZM211 110V111H210ZM8 111H10V113L8 112ZM43 111V112H42ZM73 111V112H72ZM205 111V113H203ZM36 114V112H38V113H44V112H47V119H46V122H47V124H48V126H47V128H46V130H50L52 133L50 134L51 136H53V138L51 137V139H53V141H50V143L48 142L49 141V139L47 140L46 138H45V136H43V134L45 135V133L44 132H46V133H48L49 134V132H47V131H44L43 132V130H41L42 132H43V134L41 133L40 134V132H37V133H39L40 134V136H43L42 138H43V140L42 141H40V142H38V141H33V140H35V139H38V138H41L40 136H36V134L37 133H35V132H32L33 130V128H35V129H37V127H36V123H34V122H37V121H35V120H37L36 119V117H37V115H35L34 113ZM60 112V113H59ZM48 113H50V114H48ZM69 113V114H68ZM71 113H73L74 115H70ZM15 114V115H14ZM27 114V115H26ZM75 114H77V115H75ZM98 114V115H97ZM200 114V115H199ZM214 114V115H213ZM79 115V116H78ZM198 117H197V116ZM17 116V117H16ZM18 116H20V117H18ZM34 116H36V117H34ZM51 117L52 116V121L53 122H51L52 123V125H50L49 126V121H48V119H50L49 117ZM54 116V117H53ZM73 116H77L76 118L74 117L73 118ZM60 117V118H59ZM96 117V118H95ZM3 118V119H2ZM30 118V119H29ZM37 118H39V117H37ZM16 119V120H15ZM32 119H34V120H32ZM55 119V120H54ZM58 119V120H57ZM61 119V120H60ZM68 119V121H66ZM215 119V120H214ZM11 120H15L14 122L16 123V124H14V122L13 121H11ZM31 120V121H30ZM57 120V121H56ZM29 121V122H28ZM62 121V122H63ZM94 121H90L89 123H94ZM226 121V119H224V121H223V123L221 122V124H220V127H223L224 126V122ZM12 122V123H11ZM31 122H33L35 125H33V124H29V123H31ZM68 122V123H69ZM58 123V124H57ZM61 123V127H59L58 128V125ZM68 123H66V125L68 124ZM20 124V125H19ZM26 124V125H25ZM46 124V125H47ZM30 125V126H29ZM31 125H33L32 127H31ZM53 126H55V127H53ZM218 126V127H217ZM21 127V128H20ZM26 127V128H25ZM29 127H30V129L32 130H30L29 129ZM56 127H57V130H56ZM217 127V128H216ZM12 128V127H11ZM54 128V129H53ZM87 128V129H86ZM83 127V128H79V129H77L79 132H81V135H79V141L81 142H79L78 141V144L80 145V144H83V142H84V140H85V143L87 142V143H90L89 141H91V138H93V137H90L91 136V132L93 131V129L92 128H94V127H90L89 126V128L88 127ZM215 128V129H214ZM20 129V130H19ZM27 129L29 130V134L32 132V133H35V135H33L32 133L30 134L31 136H33V138L28 134V132H27ZM35 129H34V131H35ZM42 129V128H41ZM19 130V131H18ZM45 130V129H44ZM53 130V131H52ZM75 130V129H74ZM89 130H92V131H90L89 132ZM215 130V131H214ZM17 131H18V133L20 134V137H19V134L17 133ZM31 131V132H30ZM6 132V133H5ZM23 132V133H22ZM56 134H54V133ZM59 132V133H58ZM84 132V133H83ZM5 133V135H3ZM8 133V134H7ZM25 133V134H24ZM86 133V134H85ZM3 136H2V135ZM24 134V135H23ZM29 135V137H28V135ZM57 134L59 135V137H61V139H59V137H57ZM88 134V135H87ZM27 135V136H26ZM75 135V134H74ZM74 135H72L71 137L73 138H71V140H75L76 142H77V138H78V136H76L75 135V137H74ZM83 135V136H82ZM90 135V136H89ZM7 136V137H6ZM25 136V137H24ZM34 136H36V137H34ZM47 136V135H46ZM55 136V137H54ZM86 136H87V139H85L86 138ZM3 137L5 138V139H3ZM32 139H31V138ZM90 137V138H89ZM218 137V138H217ZM24 138H26V140L24 139ZM89 138V139H88ZM22 139H24V140H22ZM29 141H28V140ZM32 141H31V140ZM4 141V144H3V141ZM20 141V142H19ZM24 141V142H23ZM65 141V142H64ZM2 142V143H1ZM7 142H8V145H7ZM24 144H23V143ZM31 142V143H30ZM45 142V143H44ZM51 142L53 143V144H55V142H57L56 143V148H53V149H49L51 146H53L52 144H51ZM58 142H60V143H58ZM63 142V143H62ZM10 143V144H9ZM19 143V144H18ZM27 143V144H26ZM36 143V144H35ZM11 144H12V146H11ZM18 144V145H17ZM32 146H31V145ZM50 146H49V145ZM59 144V145H58ZM61 144V145H60ZM76 144V143H75ZM78 144H76L77 146H78ZM224 144V145H223ZM7 145V146H6ZM27 146V147H25V146ZM29 145V146H28ZM3 146V147H2ZM18 146H20V149L19 148H17ZM47 147H49V148H47ZM205 147V148H204ZM223 147V148H222ZM6 148V149H5ZM9 148V149H10ZM22 148V149H21ZM231 148V149H230ZM8 149V150H9ZM46 151H44V150ZM43 150V151H42ZM54 152H53V151ZM58 150V151H57ZM2 151V152H1ZM42 151V152H41ZM50 151V152H49ZM229 151V152H228ZM17 152V153H16ZM32 152V153H31ZM205 152V153H204ZM207 153V154H206ZM227 153V154H226ZM202 154H203V156H202ZM216 154V155H215ZM237 154V156H238V153H236ZM7 155V154H6ZM40 155H42L41 157H40ZM228 155H229V158H228ZM232 155V156H231ZM37 156V157H36ZM46 156V157H47ZM60 156V155H59ZM207 156V157H206ZM209 156V157H208ZM6 157V156H5ZM38 157H40V158H38ZM241 157H238L237 158V160L240 162L241 160ZM6 160V159H5ZM4 160V162H7V160L5 161ZM63 160V159H62ZM232 161V162H231ZM213 162V163H212ZM218 163V164H217ZM241 163V162H240ZM5 165V164H4ZM213 167V171H212V167ZM3 167H5V166H2V168ZM79 167V166H78ZM1 168V169H2ZM80 169H82V168H80ZM79 169V170H80ZM217 169V170H216ZM228 169V170H227ZM232 169V170H231ZM88 170H90V168L88 169V167H84V170H83V172H84V174L86 173V174H88V175H86L85 176V179H87V180H85L86 182V184H85V186H86V191L88 190H90V187L92 186V182L91 181H93V180H90V181H88L89 180V178H91V176L89 175V172L91 171H88ZM87 171H88V173H87ZM212 171V172H211ZM216 171V172H215ZM228 171V172H227ZM62 173H64L63 172V170L61 171ZM80 172V171H79ZM238 172V173H237ZM54 173H56V175H55V179H54V182L55 181H58V179H57V172H54ZM242 173V174H241ZM231 174V175H230ZM245 174V175H244ZM16 175V176H15ZM15 175H13V176H15V177H13V176H10L9 178V180H10V182L8 183V185H7V187L8 188H6L7 189V194H9V195H5V197H3L2 198V196H4V195H0V222L2 221L3 222V225L0 223V255H1V257H0V264H6V262H8L9 264H15V262H16V264H56L57 263V259H56V257H57V252H55L56 253V256H54V251H57V247L59 246L60 248H64V246H65V248H67L66 246L68 245V246H70V243L72 242V244H73V247H72V245L69 247V250L71 251H73V249H75L77 246V248L76 249H78L79 247H81L82 248V255L84 254V256H85V253L92 247L93 249H94V247L95 246H97L98 245V243H97V241H100L99 240V237H100V233H102V234H105V235H101L102 237H100V238H102V239H104L105 237H107L106 235H110V234H108L109 233V231H110V233H111V231H113L112 229H113V227H114V225L113 224H115L116 222V224H117V226L119 227V228H122V229H124L125 227H126V225H127V223L125 222V219H128V217H129V215H128V213H127V209L126 210H122V211H120L119 210V212H117L118 211V209H120V205H116V204H114V206L112 207V205H113V202L116 200V198H117V194H116V191L114 192V193H111L112 194V197H109L108 198V200H110V202L109 201H107L106 203H108L107 204V207L106 208H110V209H105L104 210V212H103V215H100V217H98V221H96V219H97V217L96 216H94V218H95V220H91V218H93V216L91 217H89V215L91 214L90 212H89V209H90V207L89 208H87L88 207V205H86V204H88V199H89V197L86 199V196H83V201L81 202V204H84V206H82V208H83V211L84 212H82V214H84L85 212V214L84 215H81V216H83V217H81V216H79V217H76L75 218V220L74 221H76L75 223H80V224H82V226H80V227H82L81 228V231H80V234L79 235H77L78 234V232H77V234H74L73 236H72V234H68L67 233V230L66 231H64L65 230V227H66V225H65V227H64V220L62 221L60 218H66V217H64V216H62V217H60L59 218V216H61L62 215V213L61 212H59L58 210H56V214H59V215H54V213H55V211L54 212H52V214L54 215H52V216H50V217H48L49 215H51V214H47L45 211H46V209L48 210V207H45L44 208V210H43V212H39V208H40V206H41V204L40 203H43L42 202V198H40L41 200H38V201H36L38 204H40V206L37 204V203H35V199H33L32 197L33 196H31V195H33V193L31 194V192L29 191L30 190V188L32 187V189H33V191H35L38 187H40V185H39V183H41V182H36V184L34 185V181L33 180H36V178H34L33 180L31 179V180H25V177H24V175H19V174H15ZM18 175V176H17ZM62 176H65V173H64V175H62ZM252 176V177H251ZM256 176V177H255ZM258 176V177H257ZM260 176V177H259ZM11 177H13V178H11ZM227 177V178H226ZM18 180H17V179ZM22 178H24L23 180H22ZM229 178V179H228ZM242 178V179H241ZM14 179H16V180H14ZM92 179V178H91ZM261 179V180H260ZM14 182H13V181ZM26 182H25V181ZM37 180H39V178H37ZM229 182H228V181ZM12 181V182H11ZM32 181L34 182V183H32ZM40 181V180H39ZM75 181V180H74ZM73 181V182H74ZM260 183H259V182ZM25 182V183H24ZM28 182V183H27ZM30 182L33 184H31L30 185ZM257 182V183H256ZM21 183V184H20ZM22 183H24L23 184V186H22ZM56 183V186H55V184L53 185V183H52V185H50V187H51V190L53 189V192L51 191H49V189H46V190H48L49 192H47L46 194H47V196H51L52 194H53V197H55L56 195H57V197H56V201H58L60 204H61V206H62V200L59 198V191L58 190H56L58 187H59V183L58 182H55ZM80 182H78L77 181V179H76V181L73 183L74 185H75V187L77 186V188H79V184ZM226 183H227V185H228V183H229V185H228V187H227V185H226ZM245 183H248V184H244ZM79 184V185H78ZM241 184V185H240ZM243 184V185H242ZM252 184V185H251ZM257 184V185H256ZM260 184V185H259ZM11 185V186H10ZM19 185V186H18ZM21 185V186H20ZM30 186V188H29V186ZM37 185V186H36ZM221 185V186H222ZM25 186V187H24ZM36 188H34V187ZM230 186V187H229ZM246 186H248L247 188L248 189H246ZM253 188H251V187ZM10 187V188H9ZM52 187H54V188H52ZM245 187V188H244ZM14 188V189H13ZM29 190H28V189ZM88 188V189H87ZM93 188V187H92ZM241 188H243L242 189V192H241ZM253 190H251V189ZM19 189V190H18ZM92 190V189H91ZM249 190H251V191H249ZM85 191V192H86ZM245 191H247V193L245 192ZM20 192V193H19ZM84 192V193H85ZM250 192V193H249ZM252 192V193H251ZM16 193H17V195H16ZM48 193H49V195H48ZM255 193V194H254ZM29 194V195H28ZM31 194V195H30ZM56 194V195H55ZM235 194H237V197H236V195ZM257 194V195H256ZM230 195V194H229ZM234 195H235V197H234ZM239 195V196H238ZM247 195V196H246ZM18 196H19V200H18ZM78 196H80V194L78 195ZM244 196V197H243ZM254 196H255V199H253L254 198ZM31 197V198H30ZM52 197V196H51ZM52 197V199L53 200H55L54 198ZM242 197V198H241ZM246 197V198H245ZM253 197V198H252ZM16 198V199H15ZM24 198V199H23ZM113 198V200L111 201V199ZM258 200H257V199ZM3 199V200H2ZM12 199V200H11ZM26 199V200H25ZM121 199V198H120ZM119 198L117 199L118 200V202H119V200H120ZM236 199V200H237ZM251 199V200H250ZM5 200V201H4ZM15 200V201H14ZM3 201V202H2ZM14 201V202H13ZM28 201V202H27ZM30 201V202H29ZM49 201V200H48ZM121 201V200H120ZM257 201V202H256ZM259 201V202H258ZM12 202V203H11ZM84 202V203H83ZM87 202V203H86ZM117 202V201H116ZM115 202V203H116ZM256 202V203H255ZM14 203V204H13ZM32 203H34L33 205H32ZM47 203H49V202H47ZM20 204V205H19ZM37 204V205H36ZM21 206V208L19 207V206ZM23 205H24V207H23ZM28 205L30 206V207H28ZM37 207H36V206ZM109 205V206H108ZM116 205V206H115ZM256 205H258V206H256ZM3 206V207H2ZM39 206V207H38ZM61 206L58 208V209H60L61 208ZM12 207V208H11ZM15 207V208H14ZM17 207V208H16ZM19 207V208H18ZM28 207V208H27ZM36 207V208H35ZM85 207V208H84ZM117 207V208H116ZM8 208V209H7ZM9 208H11V209H9ZM14 208V209H13ZM31 208V209H30ZM34 208V210H32ZM38 208V209H37ZM88 210H87V209ZM111 208H112V210H111ZM7 209V210H6ZM19 209V210H18ZM22 209H23V211H22ZM62 209V208H61ZM9 210V211H8ZM29 210L30 212L31 211H33V212H27V211ZM86 210V211H85ZM107 210V211H106ZM108 210H109V212H108ZM11 211V212H10ZM20 211V212H19ZM25 211V212H24ZM35 211V212H34ZM59 213H58V212ZM106 211V212H105ZM126 211V212H125ZM7 212V213H6ZM10 212V213H9ZM16 212H18L19 213V215H18V213H16ZM90 214H89V213ZM108 212V213H107ZM120 212H123V213H121V216H120V218L119 217H115V216H118V214L120 213ZM13 213H14V215H13ZM30 214L29 216H28V214ZM61 213V214H60ZM114 215H113V214ZM11 216H10V215ZM20 214H22V215H20ZM23 214H24V216H23ZM33 214V215H32ZM45 214L47 215L46 216V218L45 217H43V215L45 216ZM104 214H105V216H104ZM117 214V215H116ZM123 214V215H122ZM127 214V215H126ZM27 215V216H26ZM38 215V216H37ZM41 217H40V216ZM88 215V216H87ZM93 215H95V214H93ZM108 215V216H107ZM247 215V214H246ZM3 218H2V217ZM19 216V220L20 221H18L17 220V217ZM23 216V217H22ZM88 217V218H86V217ZM125 216V217H124ZM7 217V219H4V218H6ZM13 217H16V219H14ZM43 217V218H42ZM53 219H52V218ZM57 217L59 218V220L57 219ZM122 217V218H121ZM10 218V219H9ZM47 218L49 219V220H47ZM54 218L56 219V220H54ZM62 218V219H63ZM83 218V219H82ZM86 218V219H85ZM109 218V219H108ZM112 218V219H111ZM117 218V220H115ZM123 218H125V219H123ZM3 219V220H2ZM9 219V220H8ZM13 219V220H12ZM40 219V220H39ZM77 219V220H76ZM79 219V220H78ZM81 219V220H80ZM85 219V220H84ZM114 219V220H113ZM122 221H121V220ZM10 220H12L11 221V224H10ZM16 220V221H15ZM44 220V221H43ZM87 220H89L90 222H88V223H90V224H86V225H90L89 227L88 226H86L84 223H86L85 221H87ZM101 220V221H100ZM118 220H119V222H118ZM9 221V222H8ZM22 221H23V223H22ZM61 221H62V224H63V226H62V224H61ZM82 223H81V222ZM83 221H84V223H83ZM103 221H105V222H103ZM113 221L115 222V223H113ZM121 221V222H120ZM13 222V223H12ZM14 222H15V224H14ZM19 222H20V225H19ZM44 223V224H43ZM99 223V224H98ZM110 223H113V224H110ZM121 223L123 224L122 226H121ZM126 223V224H125ZM8 224V225H7ZM24 224V225H23ZM37 224V225H36ZM108 224H110V226L108 225ZM116 224H115V227H114V231H116L117 229V232L116 233H118L119 235H121V238H122V240L124 241L126 238L124 237V235L123 234H120V232H118L119 230H121V229H119L117 226H116ZM124 224H125V227H124ZM34 225V226H33ZM36 225V226H35ZM84 225V226H83ZM105 225V226H104ZM108 225V226H107ZM113 225V226H112ZM29 226V227H28ZM38 226V227H37ZM49 226H51L52 227V231H50V229H51V227H50V229H48V227ZM102 226H104V227H102ZM112 226V227H111ZM19 227V228H18ZM23 227V228H22ZM46 227H47V229H46ZM64 227V228H63ZM80 227H79V229H80ZM83 227H86L85 229L83 228ZM87 227L89 228V230H86L87 229ZM10 228V229H9ZM12 228V229H11ZM46 229V231H45V233H44V230ZM53 228H54V230H53ZM105 229V231H104V229ZM117 228V229H116ZM60 229V230H59ZM83 229H84V231H83ZM98 229V230H97ZM107 229V230H106ZM109 229V230H108ZM11 230V231H10ZM15 230V231H14ZM23 231V235H22V231ZM43 230V231H42ZM55 230H56V232H55ZM19 231V232H18ZM21 231V232H20ZM50 231V232H49ZM58 231V232H57ZM82 231L85 233H82ZM102 231V232H101ZM12 232V233H11ZM41 234H40V233ZM47 232V233H46ZM54 234H52V233ZM63 232V233H62ZM94 232V233H93ZM105 232H107V233H105ZM30 233V234H29ZM37 233L39 234V235H37ZM51 233V234H50ZM87 233V234H86ZM113 233V232H112ZM112 233H111V236L112 237H115L116 235H112ZM122 233H124V232H122ZM57 236H56V235ZM60 234V237L58 236ZM61 234H62V236L64 237V238H62V236H61ZM99 234V235H98ZM6 235V236H5ZM14 235H15V237H14ZM35 235V236H34ZM36 235H37V237H36ZM43 235V236H42ZM46 235V236H45ZM78 237H77V236ZM32 236V237H31ZM41 236V237H40ZM69 236V237H68ZM75 236V237H74ZM103 236H105V237H103ZM131 236V235H130ZM32 239H31V238ZM66 237V238H65ZM72 237H74V238H72ZM108 237H110V236H108ZM120 237V236H119ZM127 237H129V235L127 236ZM5 238V239H4ZM8 238H9V240H8ZM14 238V239H13ZM26 238V239H25ZM78 238V239H77ZM85 240H84V239ZM129 238H132V237H129ZM133 238H134V236H133ZM4 239V240H3ZM20 239V240H19ZM56 239H58V240H56ZM62 239V240H61ZM65 239V240H64ZM69 239L71 240V242L69 241ZM94 239H95V241H94ZM3 240V241H2ZM67 240V241H66ZM75 240V241H74ZM77 240V241H76ZM20 243H19V242ZM58 241V242H57ZM69 241V242H68ZM82 241V242H81ZM15 242V243H14ZM43 242V243H42ZM60 242H61V244H60ZM64 242V243H63ZM78 242H79V244H78ZM81 242V243H80ZM95 242V243H94ZM10 243V244H9ZM12 243V244H11ZM33 243H34V245H33ZM37 245H36V244ZM39 243H40V245H39ZM66 243V244H65ZM14 244V245H13ZM32 244V245H31ZM46 244V245H45ZM62 244H64L63 245V247H61L62 246ZM93 244V245H92ZM13 245V246H12ZM21 245V246H20ZM28 245V246H27ZM75 245V246H74ZM77 245V246H76ZM91 245V246H90ZM7 246V247H6ZM22 246H23V249H22ZM31 246V247H30ZM36 246V247H35ZM52 246V247H51ZM55 246H56V248H55ZM85 246V247H84ZM6 248V249H3V248ZM8 247H10V248H8ZM13 249H12V248ZM18 248V249H17ZM53 248V249H52ZM87 248V249H86ZM9 249V250H8ZM11 249V250H10ZM16 249H17V252H16ZM20 249H22V251L20 250ZM27 249V250H26ZM76 249L73 251V253H72V251L69 253V254H71L70 255V259H74V258H76V260L78 259V261H80V263L78 262V264H87L88 263V261H90L89 260V258H87V256H90V253L92 254V252L90 251V250H92L93 251V249H90L87 253H89V255H87L85 258H87V259H83V256H81V260L79 259L80 257L78 256V258L77 257H75V256H77V254H78V252L80 251L81 252V249L78 251H76ZM6 250V251H5ZM14 250V251H13ZM41 250V251H40ZM54 250V251H53ZM68 250V249H67ZM85 250H87V251H85ZM11 251V252H10ZM34 252V253H32V252ZM36 251H37V253H38V255H37V253H36ZM43 251V252H42ZM3 252V253H2ZM5 252V253H4ZM22 252H24V253H21ZM41 252V253H40ZM74 252H76V255H73L74 254ZM80 252H79V254H80ZM8 253V254H7ZM16 253H18V254H20V255H18V254H16ZM49 253L51 254V253H53V254H51L50 255V257H49ZM67 253H68V251H67ZM4 254V255H3ZM7 254V255H6ZM11 254H12V256H11ZM23 254H25L26 255V257H25V255H23ZM31 254V255H30ZM39 254H41V256L39 255ZM45 254V255H44ZM47 254V255H46ZM69 254H68V256H69ZM3 255V256H2ZM6 256V257H5ZM24 256V257H23ZM35 256V257H34ZM45 256H46V258H45ZM49 258H48V257ZM53 256H54V258H55V260H56V262L53 260ZM67 256V257H68ZM3 257V259H2V261H1V258ZM10 257V258H9ZM21 257V258H20ZM43 257V258H42ZM72 257V258H71ZM6 258H8V259H6ZM12 258V259H11ZM23 258V259H22ZM38 258H40V259H38ZM69 258V257H68ZM6 259V260H5ZM44 259V260H43ZM45 260H47V261H45ZM76 260L74 259V261L76 262ZM84 260V261H83ZM15 261V262H14ZM27 261V262H26ZM52 261V262H51ZM82 261V262H81ZM93 261V260H92ZM91 261V262H92ZM94 261H95V259H94ZM14 262V263H13ZM39 262V263H38ZM46 262V263H45ZM53 262H55V263H53ZM76 262V263H77ZM7 263V264H8ZM58 264V263H57ZM75 264V263H74Z\"/></svg>",
    "mask_w": 264,
    "mask_h": 264
},
{
    "label": "clouds",
    "instance_id": "3",
    "mask_svg": "<svg viewBox=\"0 0 264 264\" xmlns=\"http://www.w3.org/2000/svg\"><path fill=\"white\" fill-rule=\"evenodd\" d=\"M223 7L228 28L224 40L241 67L239 91L245 96L248 109L256 114L258 124L264 130V0H224ZM160 83L166 86L161 87ZM178 87L177 71L175 67H170L165 69L164 76L155 87L148 89L137 85L132 99L122 102L118 115L105 125L104 140L97 149L101 163L107 170L117 173L123 170V163L116 155L113 143L124 133L132 112L143 114L148 126L159 128L176 152L184 150L183 139L178 131L171 129L165 109L166 99ZM127 179L138 185L142 183L143 177L129 166ZM144 199L147 207H142L137 215L142 246L125 249L119 259L113 253L110 264H165L178 239L198 238L192 231L187 215L165 217L156 210L150 197L146 195ZM258 248L264 251V244L257 246L254 241L245 242L241 250V259L245 264H253Z\"/></svg>",
    "mask_w": 264,
    "mask_h": 264
}]
</instances>
